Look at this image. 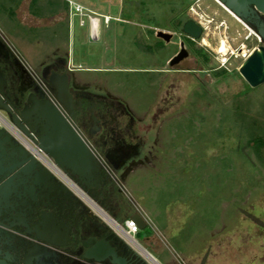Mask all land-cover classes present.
Listing matches in <instances>:
<instances>
[{
  "label": "rangeland",
  "instance_id": "rangeland-1",
  "mask_svg": "<svg viewBox=\"0 0 264 264\" xmlns=\"http://www.w3.org/2000/svg\"><path fill=\"white\" fill-rule=\"evenodd\" d=\"M22 2L0 0L2 44L42 78V70L51 63H34L24 49L36 53L40 47L60 44L64 48L59 61L69 68L63 56L69 47L68 29L59 24L58 35L52 33L55 25L46 26L45 19L38 18L47 14L46 9L38 2L39 15L34 17L28 3L25 12L19 10ZM81 2L87 15L75 17L71 36L74 64H81L78 78L92 93L110 92L125 102L135 117L129 140L139 143L137 153L124 164L137 160L133 169L124 177L117 173L116 192L102 200L106 205L95 202L119 224L137 212L148 219L135 237L157 258L139 247L149 264H264V83L248 84L239 72L242 57L233 55L223 64L239 44L233 29L240 25L210 0ZM190 2L208 26L203 38L209 43L202 39L200 47L211 55L203 63L210 70L197 79L187 72L165 81L154 79L144 70L146 11L156 16L159 12L167 22L173 11ZM91 10L112 15L108 25L98 15L97 38L90 34ZM221 14L233 29L221 22L215 27L214 17ZM151 25L157 22L151 19ZM222 40L228 45L226 53L218 50ZM192 54L180 67H195L193 56L198 55ZM169 66L151 63L153 68ZM256 137L263 140L261 154Z\"/></svg>",
  "mask_w": 264,
  "mask_h": 264
},
{
  "label": "flooded vegetation",
  "instance_id": "flooded-vegetation-1",
  "mask_svg": "<svg viewBox=\"0 0 264 264\" xmlns=\"http://www.w3.org/2000/svg\"><path fill=\"white\" fill-rule=\"evenodd\" d=\"M210 1V5L220 7L240 25L233 29L229 18L224 14L218 19L214 17L215 27H219L221 22V25L225 24L226 28L234 30L233 39L239 43L235 49L231 46L234 53L238 50L241 54L245 47L252 52L264 44V14L261 11L253 7L250 17H240L227 10L219 0ZM182 9L173 11L167 22L159 12L158 17L155 12L146 11L142 50L148 66L144 70L154 79L165 81L168 76L180 72H187L197 79L203 72L210 70L204 68L203 63L209 62L211 55L200 47L203 45L200 40H204L203 35L208 26L198 18V12L191 2ZM189 13L196 16L188 15ZM151 19L157 25H151ZM188 19H194L203 27L201 38L195 39L183 32V25ZM162 32L169 34L164 35ZM259 38L261 40L257 45L251 43ZM184 48L188 55L172 64L173 59ZM194 51L198 55L193 56L195 67H180L194 55ZM232 57L233 55L230 56ZM151 63L170 66L153 68ZM22 64L0 39V65L4 72L1 88L5 101L11 102L19 112L26 106L30 108L33 104L32 94L39 99L48 95L39 83L40 80L45 81L55 93L49 83L52 72L68 73L73 96L74 128L80 135L82 131L89 139L103 166L98 181H84L80 173L68 166L62 168L56 163L57 172H54L29 150L36 160L27 165L22 162L24 155L19 145L28 148L14 136L16 143H13L12 148L8 146V149L17 153L14 156L0 153V259L10 264H117L113 261L112 254L101 261L87 256L103 245L114 248L117 256L125 259L128 264H149L140 248L128 243L96 212L90 202L104 200L107 195L115 193L116 184L119 183L117 173L120 172L122 177L126 176L138 162L133 159L131 165H124L126 160L137 153L139 144L129 140L135 124L133 113L118 96L110 92L100 94L89 91L65 64L47 65L42 70L43 78L30 72ZM21 95L24 99H21ZM65 113L68 114L67 111ZM124 116L129 120L124 122ZM28 124L34 129L33 137H38L41 122L29 118ZM19 132L25 139L36 143L22 130L19 129ZM47 155L53 159L48 153Z\"/></svg>",
  "mask_w": 264,
  "mask_h": 264
},
{
  "label": "water",
  "instance_id": "water-1",
  "mask_svg": "<svg viewBox=\"0 0 264 264\" xmlns=\"http://www.w3.org/2000/svg\"><path fill=\"white\" fill-rule=\"evenodd\" d=\"M225 6L240 17H250L253 7L264 14V0H220ZM183 32L195 39L201 38L203 35V27L194 19H188L183 25ZM162 34H169L162 32ZM262 36V35H261ZM263 37V36H262ZM1 39V32H0ZM188 55L184 48L182 52L172 61V64L179 62ZM239 72L252 87H257L264 83V44L256 47L242 62ZM4 72L0 65V110H2L9 120L25 135L34 139L38 146L48 153L54 161L62 168L66 166L73 168L81 174V179L90 181L94 179L98 181L101 177L103 166L102 160L99 158L97 151L90 145L89 139L81 131V135L74 128L73 120L74 107L73 96L70 91V82L68 73L53 71L50 77V85L55 89L53 95L39 99L32 94L33 104L30 108L27 106L18 111L14 105L8 100L5 101L2 92V82ZM2 83V84H1ZM46 93V92H45ZM21 99L24 96L21 95ZM68 112V114L65 113ZM32 118L36 122H41V133L38 137H33V127L28 124V119ZM14 135L9 129L0 126V153L14 156L17 152L8 149L12 148L16 143ZM24 155L23 163L29 165L31 161L36 159L30 154L28 149L19 145ZM141 229L147 227L148 223L141 212H137L130 217ZM114 256V262L117 264H128L123 258L117 256L114 248L100 245L93 252L88 253V257H94L101 261L107 255ZM0 264H10L6 260L0 259Z\"/></svg>",
  "mask_w": 264,
  "mask_h": 264
},
{
  "label": "crops",
  "instance_id": "crops-1",
  "mask_svg": "<svg viewBox=\"0 0 264 264\" xmlns=\"http://www.w3.org/2000/svg\"><path fill=\"white\" fill-rule=\"evenodd\" d=\"M22 4L20 5V11L25 12V7L28 3V8H30V15L34 17H38L39 13H37V6L36 4L39 2L41 4L42 9H46L47 14L43 17H38L41 19H45L46 21V26H54L52 29V33L58 35V32L55 28L57 26L62 25L63 27H66L69 32L70 40H69V47L68 49L65 48V51L63 53V56L67 59V63L69 64V69L73 70L75 75L77 74L76 69L81 68V64H74V57H73V49H72V42H71V36H72V29L75 27V17L76 16H86L87 13L81 14V12L76 11L75 8L70 4V0H22ZM78 3H81L83 6L84 4L81 2V0H75ZM36 7V8H35ZM85 7V6H84ZM14 12V11H13ZM91 15L95 17L94 21L91 19ZM104 17V23L105 24H110L112 20V15L111 14H98L97 12L91 10L90 13L88 14L90 22H91V32L90 34L97 38L99 29H100V18L99 16ZM105 16H110L111 19L109 21L105 20ZM81 23H84V20H81ZM1 30V29H0ZM2 31V30H1ZM4 33V32H3ZM80 34V33H79ZM60 44H55L53 47H48V48H43L40 47L38 48V51L35 53L32 51L33 49L26 50L25 55L29 57L32 61H37L34 63H60L61 56H59L61 50H63L64 47H60ZM41 54V55H40ZM68 68V67H67ZM77 77L78 74L76 75Z\"/></svg>",
  "mask_w": 264,
  "mask_h": 264
},
{
  "label": "built area",
  "instance_id": "built-area-1",
  "mask_svg": "<svg viewBox=\"0 0 264 264\" xmlns=\"http://www.w3.org/2000/svg\"><path fill=\"white\" fill-rule=\"evenodd\" d=\"M70 4L75 8L76 11H79L81 12V14H85V7L81 4V3H78L77 1L75 0H70ZM91 19L94 21L95 17L93 15L90 16ZM111 19L110 16H105V20L106 21H109ZM1 32V38H4V34L3 32L0 30ZM6 41V40H5ZM7 44H10L8 41H6ZM10 46V45H9ZM13 48V47H12ZM14 54L16 55L17 58H19L23 65L26 66V68L34 73V71H32V67L30 65H28L23 57H21L20 54H18L14 49H12ZM250 54L249 53H246L245 51H243L241 54L240 53H234L232 51V55H236L237 57H242L243 59H245L246 57H248V55ZM230 57H226L225 58V62L223 63L225 66H226V62H228V59ZM39 80L40 78L37 77ZM39 83L42 85V88L43 90L49 95H53V91L50 89V87L48 86V84L43 81V80H40ZM0 126H4L6 127L7 129H9V131H11L13 133V135L15 137H17L18 139H20L24 144L25 146L28 148V150L34 154L41 162H43L45 165H47L50 169H53L54 172H57L56 169H57V165H56V162L51 159L46 152H44L39 146L38 144L36 143H32V141L30 140H27L25 139L19 132V129L18 127H16L10 120L9 118L6 116V114L0 110ZM146 221L148 222V219L145 218ZM121 226V228L125 231L126 234H123L120 232L119 229L115 228V230L128 242L130 243L133 247H138V245H136L138 242V240L136 239L135 235L140 231V227L139 225L134 221L132 220L130 217L128 219L125 220V222L123 224H119ZM134 242H132V241ZM136 242V243H135ZM139 248V247H138Z\"/></svg>",
  "mask_w": 264,
  "mask_h": 264
},
{
  "label": "bare ground",
  "instance_id": "bare-ground-1",
  "mask_svg": "<svg viewBox=\"0 0 264 264\" xmlns=\"http://www.w3.org/2000/svg\"><path fill=\"white\" fill-rule=\"evenodd\" d=\"M219 2L227 9V10H229L232 14H235L233 11H231L227 6H225V4H223L220 0H219ZM236 15V14H235ZM204 43L205 44H208L209 42H208V40L204 37ZM218 50L220 51V52H222V53H226L227 52V50H228V45H227V42H226V40H222L221 41V43L219 44V46H218ZM90 202H91V204H92V206L102 215V217H103V219L107 222V223H109L111 226H113V227H115V228H117V229H119L120 230V232L121 233H123V234H126L125 233V231L121 228V226L119 225V223L112 217L111 218V216H109L108 215V213L101 207V206H99L96 202H94V201H92V200H90ZM99 208V209H98ZM111 221V223L109 222V221ZM132 241V240H131ZM133 242V241H132ZM134 243V242H133ZM136 243V242H135ZM136 245H138V247H140L142 250H143V252L146 254V255H148V256H150L152 259H155V260H157V258L153 255V254H151L150 252H148L147 250H145L144 248H142L141 247V245H139V243H137Z\"/></svg>",
  "mask_w": 264,
  "mask_h": 264
},
{
  "label": "trees",
  "instance_id": "trees-1",
  "mask_svg": "<svg viewBox=\"0 0 264 264\" xmlns=\"http://www.w3.org/2000/svg\"><path fill=\"white\" fill-rule=\"evenodd\" d=\"M254 141H255V144H256V149H257V152H258V154H261V146L263 145L262 143H263V140L261 139V138H259V137H256V139H253ZM262 144V145H261ZM110 195V194H109ZM101 204H103V205H106L105 204V202L104 201H102L101 200V202H100ZM130 217V216H129ZM139 233V232H138Z\"/></svg>",
  "mask_w": 264,
  "mask_h": 264
}]
</instances>
